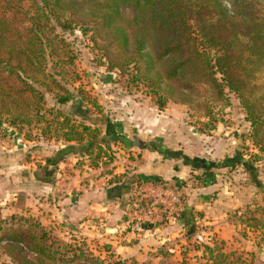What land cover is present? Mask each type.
I'll use <instances>...</instances> for the list:
<instances>
[{"label":"trees","instance_id":"trees-1","mask_svg":"<svg viewBox=\"0 0 264 264\" xmlns=\"http://www.w3.org/2000/svg\"><path fill=\"white\" fill-rule=\"evenodd\" d=\"M58 29L90 35L110 70L132 69L160 108L169 102L194 107L208 120L206 130L216 128L215 108H228L233 95L256 149L248 170L256 163L264 168L261 1L0 0V138L9 133L2 129L6 124L27 140L80 144L97 139L96 129L75 123L64 110L74 96L56 77L69 46ZM49 98L55 101L52 107ZM89 146L90 155L104 154L102 146ZM263 220L251 211L242 215L253 228ZM52 234L37 219L13 215L0 221V248L13 264H69L82 256ZM69 254L72 259H66Z\"/></svg>","mask_w":264,"mask_h":264},{"label":"rangeland","instance_id":"rangeland-1","mask_svg":"<svg viewBox=\"0 0 264 264\" xmlns=\"http://www.w3.org/2000/svg\"><path fill=\"white\" fill-rule=\"evenodd\" d=\"M259 1L264 4V0ZM57 33L69 46L66 54L62 53L68 57L66 65L63 64L62 70L57 69L56 77L74 96L64 110L75 123L96 129L97 134L93 133V136L97 135V139L86 138L80 144L62 138L39 140L34 136L27 140L16 129L4 124L2 129L8 128L9 133L0 138V221L10 220L14 215L17 219L31 217L41 222L35 213V200L40 196L34 188L38 185L25 181L21 175L34 173L44 177L55 173V168L60 169L56 164L62 160V172L67 176L62 185L65 191L81 190L88 181L100 178H106V186L135 178L130 195L132 204L133 195L143 180L139 176L145 166L144 154L155 151L163 159L189 163L192 169L198 170V177L202 173L205 175L207 167L216 165L211 170L224 169L235 187L236 203H240V207L228 215L234 219L230 232L237 233L234 241L238 244L228 247L212 224L193 223L185 233L176 232L173 242L167 246H153L141 256L132 257L126 249L118 247L130 246L137 234L130 242H121L112 239L110 232L107 237L99 238L97 235L86 236L77 226H67L65 222L43 224L54 238L73 245L75 255H82L73 258L74 262L69 264H255L257 255L249 245L264 248V220L259 227L253 228L250 226L253 224L242 221V215L251 211L264 217V168L256 163L254 170H248L246 163L251 161L250 155L256 149L251 144V126L239 101L231 95L228 108L220 111L216 107V128L206 130L203 123L208 120L194 107L169 102L160 108L148 88L137 81L132 69L126 72L110 70L90 41V35H83L79 29L65 33L58 29ZM54 103V99L49 98L48 106L52 107ZM91 142L95 147H103L104 154L100 158L96 157L97 150L90 155ZM11 164L16 166L11 168ZM19 188L30 189L16 191ZM50 202L51 199L45 200L44 209H49ZM14 207H17L15 212L6 217L8 208L13 210ZM137 214L135 210L130 212L125 231L134 226ZM146 225L149 226L145 224L142 228ZM244 241L249 242L246 248L241 244ZM92 255L101 262L91 258ZM68 256L66 259L73 257ZM0 264H13L1 248Z\"/></svg>","mask_w":264,"mask_h":264},{"label":"crops","instance_id":"crops-1","mask_svg":"<svg viewBox=\"0 0 264 264\" xmlns=\"http://www.w3.org/2000/svg\"><path fill=\"white\" fill-rule=\"evenodd\" d=\"M47 155L53 157L51 153ZM147 160L149 163L146 162ZM63 161H58L59 163L56 164L60 169L55 168V173H48L44 177L34 173L29 175L30 177L26 173L21 175V178L26 179L25 181L30 180L38 185L37 188H34L38 193L37 196H40L35 200V213L42 224L58 225V222H65L67 226H77L84 234H87L86 236L97 235L99 238L107 237L110 232L113 233L110 236L112 239H119L121 242H130L137 234V238L130 246L118 247V241L115 242L116 247L126 249L127 254H131L132 257L141 256L146 249L149 250L153 246H167L173 242L176 232L185 233L193 223L195 225L203 224L201 226L212 224L211 226L220 234V240L226 242L228 247L238 244L234 241L237 233L230 232L231 227H234H230L234 219L228 215L235 208L240 207V203H236L235 187L232 186L233 182L230 178L225 175L224 169H213L211 175L202 173L198 177V170L192 169L189 163H180L177 159H163L155 151H146L144 154L145 166L141 169L139 176L143 179L142 181L154 180L177 185L186 184L184 185L186 200L177 220L176 218L165 220L146 225L141 229L132 226L125 231L124 226L130 220V212L134 210L130 203V195L136 179L106 186V178H100L88 181L89 183L81 190L65 191L62 189V185L66 182L67 176L65 177L66 174L62 172ZM18 165L20 166V164ZM13 166L16 165H9L11 168ZM242 167L244 166L242 165ZM27 189L30 188H19L16 191L27 192ZM242 189L245 187L242 186ZM15 195L13 193V196ZM47 199H51L50 207L44 209V202ZM12 209L8 208L7 212L9 213H6V217L13 214L17 207ZM183 236L182 234L181 241ZM186 240L185 238V242H187ZM241 244H243V248H246L249 242L244 241ZM249 246L250 250L256 252L255 264H264V248ZM247 250L249 251V249Z\"/></svg>","mask_w":264,"mask_h":264},{"label":"built area","instance_id":"built-area-1","mask_svg":"<svg viewBox=\"0 0 264 264\" xmlns=\"http://www.w3.org/2000/svg\"><path fill=\"white\" fill-rule=\"evenodd\" d=\"M134 199V210L138 213L134 227L174 220L182 210L186 191L183 185L166 181H142Z\"/></svg>","mask_w":264,"mask_h":264}]
</instances>
